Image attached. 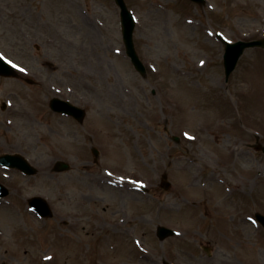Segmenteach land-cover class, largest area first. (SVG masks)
Returning <instances> with one entry per match:
<instances>
[{
	"label": "rangeland",
	"instance_id": "1",
	"mask_svg": "<svg viewBox=\"0 0 264 264\" xmlns=\"http://www.w3.org/2000/svg\"><path fill=\"white\" fill-rule=\"evenodd\" d=\"M125 2L145 76L124 54L113 0H0V54L19 69L17 78L0 77V153H20L38 169L27 177L0 167L10 191L0 198V264L116 262L107 225L93 236L96 252L77 257L78 241L61 215L74 212L79 191L88 192L81 177L111 180L105 171L121 169L158 186V224L188 231L157 240L155 204H148L144 259L131 250V264L212 263L204 246L215 259L264 264L263 228L241 225L249 229L238 228L235 248L224 237L230 214L264 213V154L255 149L264 145V49H247L225 81L214 35L263 37L264 0ZM55 96L84 107L87 120L79 125L53 112ZM91 146L100 152L96 164ZM55 159L68 160L71 170L53 173ZM162 174L167 191L159 187ZM36 195L48 200L52 217L28 208ZM99 203V222L119 219L107 201Z\"/></svg>",
	"mask_w": 264,
	"mask_h": 264
},
{
	"label": "flooded vegetation",
	"instance_id": "2",
	"mask_svg": "<svg viewBox=\"0 0 264 264\" xmlns=\"http://www.w3.org/2000/svg\"><path fill=\"white\" fill-rule=\"evenodd\" d=\"M127 174V172H125ZM83 183L88 187V192L84 193L79 191L75 196L76 198V209L71 212L68 209L63 210V228L66 229L67 226L74 232L77 245V257H83L87 254H94L97 250V240L93 238L95 233L98 231V227L102 225H107L111 231V236L114 237L113 242H110L109 248L114 250V262L113 264H131L132 259L131 250L136 252L137 259H143L140 253L141 246L136 245V242L144 240V230L148 219L146 218L148 204L154 205V218L150 220L152 222H157L158 217L161 216V211L158 210V198L154 196V193H148L147 188L140 187L137 190H129L127 186L114 187L112 184L105 186L103 181L99 183L94 178H87L86 180L81 177ZM79 181V179L77 178ZM150 190L155 191L157 188H150ZM156 200V203H155ZM65 201L64 199L62 200ZM100 201H107L108 205L112 207L111 212L113 214L118 213L119 219L116 222H108L107 220L98 221V206ZM195 206L196 204H192ZM133 209V210H132ZM191 209L190 211H193ZM106 211V208H104ZM152 211V210H151ZM131 221L134 224H131ZM229 221L232 223L229 225L230 234H225L226 239L233 240L231 246L236 247L237 241L234 240L237 237L238 228L247 227L241 226L246 223H251L248 218H241L235 214L229 215ZM253 232V230H251ZM139 234V237L137 236ZM138 238V239H137ZM249 241V240H247ZM204 251L207 247L202 248ZM212 263L209 264H239L237 261H232L224 257H219L215 259V256H208ZM198 259H196V262ZM186 264H191L186 262Z\"/></svg>",
	"mask_w": 264,
	"mask_h": 264
},
{
	"label": "water",
	"instance_id": "3",
	"mask_svg": "<svg viewBox=\"0 0 264 264\" xmlns=\"http://www.w3.org/2000/svg\"><path fill=\"white\" fill-rule=\"evenodd\" d=\"M116 3L120 6V16H121V24H122V34L123 40L126 46V53L130 56L132 63L134 66L144 74V67L140 60L138 59L132 42V30L134 27V21L132 19L131 14L128 12L125 3L123 0H115ZM202 3L203 0H194ZM225 45V52L223 55V65L225 76L228 77L229 74L234 69L237 59L242 54L245 48L253 47V46H262L264 47V39L254 40V41H237L235 43H229L226 40H222ZM0 75L3 76H14L16 75L15 71L12 67L0 56ZM50 107L55 111H62L66 113H71L76 117L81 118V114L77 111L78 109L68 102H62L58 99L53 98L50 102ZM78 113L80 114L79 116ZM264 152V146L259 147ZM96 154V150H93ZM0 164L4 166L17 167L24 171L27 174L36 173V168L30 165L22 156L17 154H2L0 155ZM66 166L65 163L58 161L55 166V170L60 171L64 169ZM161 185L164 188L169 186V183L166 181V176H163V181ZM7 189L4 186L0 185V196H4L7 194ZM30 205L38 211L42 215H50V209L45 199L41 197H34L29 201ZM259 221L264 225V216L257 214L256 215ZM166 230L165 228H158V235L162 239L168 235V233L159 234L160 231ZM172 233V232H171Z\"/></svg>",
	"mask_w": 264,
	"mask_h": 264
}]
</instances>
